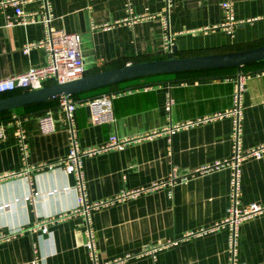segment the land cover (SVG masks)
<instances>
[{
	"label": "crops",
	"instance_id": "1",
	"mask_svg": "<svg viewBox=\"0 0 264 264\" xmlns=\"http://www.w3.org/2000/svg\"><path fill=\"white\" fill-rule=\"evenodd\" d=\"M49 28L80 35L85 73L141 60L227 52L264 43V0H231L237 23L232 33L212 28L224 17L223 0H46ZM44 0H22L24 10H38ZM12 8L0 5V78L45 62L44 50L26 42L43 38L40 22L5 25ZM212 28V29H211ZM165 36L170 48L164 47ZM174 47L176 50H174ZM264 63L192 71L162 72L125 79L74 93L72 126L76 146L101 145L111 133L135 137L122 149L108 148L80 155L87 201L114 198L122 189L176 180L134 197L115 199L90 210L99 261L124 258L114 264H229L226 225L214 226L227 214L230 201L232 121L215 117L172 133L175 122L232 105L235 74L254 71ZM46 80L43 85L51 84ZM24 91L0 93V97ZM116 91L114 120L95 123L87 100ZM172 97L165 109L167 93ZM240 146H264V73H251L240 107ZM49 112L54 128L41 132L38 116ZM0 120V264H91L86 241L87 222L73 211V175L59 160L69 148L68 121L59 99L18 106ZM24 132L23 157L14 134ZM137 136H141L136 138ZM223 162L216 165V162ZM28 166L31 169H28ZM239 205L264 204V148L259 156L239 162ZM46 222L45 230L41 223ZM176 242H172L175 241ZM233 264H264V208L237 226ZM155 259L149 250L155 246Z\"/></svg>",
	"mask_w": 264,
	"mask_h": 264
},
{
	"label": "built area",
	"instance_id": "2",
	"mask_svg": "<svg viewBox=\"0 0 264 264\" xmlns=\"http://www.w3.org/2000/svg\"><path fill=\"white\" fill-rule=\"evenodd\" d=\"M127 10L130 9V0H126ZM1 6H10L12 8L11 15H5V25H10L12 23L26 24L29 22L37 21L40 22L44 28L43 38L34 42H26L22 48L23 51H27L29 47L34 45H39L43 48L45 54V62L39 66H28L24 71L5 76L0 78V93L9 92L17 87L30 90L36 89L43 86L46 80H51V82H64L71 80L81 75H84V61L81 57L79 43L80 35L76 32H68L63 30H51L49 28V21L51 18V12L46 0H44L43 5L38 10H24L22 7V0H0ZM223 8V20L213 26L212 28H222L229 33H232L237 20L233 14V4L231 0H223L221 2ZM211 28V29H212ZM165 48H170V37L165 36L164 42ZM254 73L256 75L263 74L264 68L256 69L254 71L248 72L239 69L235 74V81L233 85L232 92V105L225 112L217 111L212 114H205L198 116L196 118H189L179 122H175L169 126L167 131L169 133L180 129L181 127L194 125L196 123L207 121L209 119L220 117L223 115H228L231 117L232 121V154L231 157L225 162L229 163L232 170L230 174V201L227 208L226 216L221 220V222L216 223L214 226L209 228H201L191 234H200L209 229L217 228L219 226L226 225L229 230L227 245L231 252L229 264H233V255L236 251V236H237V226L239 222L251 214L260 211L264 208V204H259L256 202H251L245 205H239V162L247 155L259 156L264 148L263 145L242 150L240 146V107H241V97L245 89V82L247 77ZM116 91H105L87 100L90 108V116L95 123H104L114 120L113 115V105L112 100L116 95ZM173 100L168 92L165 98V109L169 110ZM59 104L64 110V115L68 121V132L70 134L69 148L66 155L59 160L63 169L67 173L73 175V187L76 191V206L73 211H78L84 215L87 226L86 241L85 245L88 248L89 255L91 257V264H114L120 262L124 258H114L112 260L99 261L95 253V243H94V233L90 226L89 214L90 210L97 208L100 205L107 204L115 199H123L126 197H134L139 195L150 188L160 186L161 184H168V193L171 194V187L176 180V168L172 167L170 177L164 182H154L148 187H139L133 189H122L114 198H109L107 200L99 201H87L85 196V182L83 176V170L80 167V155L87 152H93L97 150H103L108 148L122 149L125 144L135 137H122L118 136L116 133H111L107 139L99 146L79 150L76 146L75 131L72 126V112L75 107V101L70 96L59 97ZM38 126L41 132H49L54 128L52 116L49 112H45L38 116ZM14 134L18 143L19 150L24 157L26 154V143L24 132L19 124H16L14 129ZM4 136L3 126L0 123V138ZM141 136H137L139 138ZM223 162H216L219 165ZM28 166V169H31ZM42 230L46 228V222L41 223ZM8 234L0 232V240L6 239ZM172 242H176L172 241ZM161 246H155L149 250L153 259H155V250Z\"/></svg>",
	"mask_w": 264,
	"mask_h": 264
},
{
	"label": "water",
	"instance_id": "3",
	"mask_svg": "<svg viewBox=\"0 0 264 264\" xmlns=\"http://www.w3.org/2000/svg\"><path fill=\"white\" fill-rule=\"evenodd\" d=\"M80 48V43H79ZM174 50L176 48L174 47ZM264 60V43L239 50L172 56L127 63L121 66L107 68L64 82H54L36 89L24 90L0 97V111L23 106L49 98L69 96L79 91L88 90L125 79L162 72L189 71L210 68L241 66ZM86 69V66H84Z\"/></svg>",
	"mask_w": 264,
	"mask_h": 264
},
{
	"label": "trees",
	"instance_id": "4",
	"mask_svg": "<svg viewBox=\"0 0 264 264\" xmlns=\"http://www.w3.org/2000/svg\"><path fill=\"white\" fill-rule=\"evenodd\" d=\"M258 63H264V60H261L259 62L249 63V64H258ZM249 64H245L243 66H246V65H249ZM231 67H236V66H231ZM210 69H213V68H210ZM199 70H204V69H199ZM190 71H192V70H190ZM104 86H107V85H104ZM104 86L96 87L94 89H99L100 90V89L104 88ZM72 95H74V93L69 95V96L71 97ZM57 98L59 99V97H57ZM9 115H10L9 114V110L0 111V120L7 118Z\"/></svg>",
	"mask_w": 264,
	"mask_h": 264
}]
</instances>
